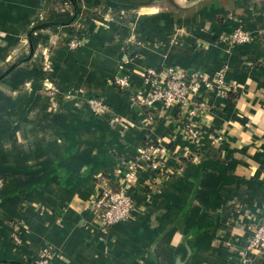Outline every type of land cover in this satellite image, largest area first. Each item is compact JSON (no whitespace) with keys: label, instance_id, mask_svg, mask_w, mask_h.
I'll list each match as a JSON object with an SVG mask.
<instances>
[{"label":"crops","instance_id":"obj_1","mask_svg":"<svg viewBox=\"0 0 264 264\" xmlns=\"http://www.w3.org/2000/svg\"><path fill=\"white\" fill-rule=\"evenodd\" d=\"M169 1L0 0V264L45 250L49 264L246 263L264 222V0ZM236 29L256 39L222 41ZM150 68L205 72L212 89L143 107ZM190 123L198 142L182 135ZM144 142L168 155L138 168L130 216L102 230L97 176L115 185Z\"/></svg>","mask_w":264,"mask_h":264},{"label":"built area","instance_id":"obj_2","mask_svg":"<svg viewBox=\"0 0 264 264\" xmlns=\"http://www.w3.org/2000/svg\"><path fill=\"white\" fill-rule=\"evenodd\" d=\"M256 39V35L241 29H236L230 34L222 37V41L230 44H242ZM80 40L76 36L68 39L67 45L70 48H77ZM213 79L219 82L222 92H227L222 80V73L216 72ZM212 78L205 72H193L187 74L175 68L155 70L147 69L145 72V82L149 88L145 91L136 90L134 92L135 102L143 107L150 108L155 102H160L164 106L179 105L186 106L193 96L210 92L212 89ZM114 84L120 87H128L129 82L126 77L116 76ZM89 110L97 116L110 114L112 123H118V117L113 115L109 105L101 98H87ZM199 106L203 103L198 102ZM196 110L192 106L190 113ZM183 137L191 142H198L199 131L190 123L183 131ZM217 139H220L218 137ZM169 149L167 146L153 142H144L137 148V153L132 158L124 160V169L118 182L114 185L109 178L104 175L97 176L100 190L91 202L93 218L100 224L102 230L108 229L114 223L128 218L133 210L134 202L129 192L130 185L136 179L138 168L148 164L152 169H158L166 159ZM264 254V222L255 224L252 234L244 248L245 264H250L255 255ZM50 254L47 250L41 252L34 264H49Z\"/></svg>","mask_w":264,"mask_h":264},{"label":"rangeland","instance_id":"obj_3","mask_svg":"<svg viewBox=\"0 0 264 264\" xmlns=\"http://www.w3.org/2000/svg\"><path fill=\"white\" fill-rule=\"evenodd\" d=\"M208 0H199V2H207ZM169 2H172V0H170Z\"/></svg>","mask_w":264,"mask_h":264},{"label":"water","instance_id":"obj_4","mask_svg":"<svg viewBox=\"0 0 264 264\" xmlns=\"http://www.w3.org/2000/svg\"><path fill=\"white\" fill-rule=\"evenodd\" d=\"M72 1H74V0H72ZM75 3V2H74Z\"/></svg>","mask_w":264,"mask_h":264}]
</instances>
